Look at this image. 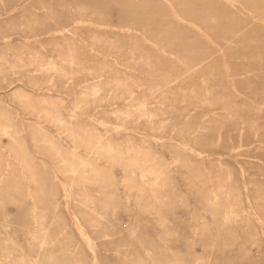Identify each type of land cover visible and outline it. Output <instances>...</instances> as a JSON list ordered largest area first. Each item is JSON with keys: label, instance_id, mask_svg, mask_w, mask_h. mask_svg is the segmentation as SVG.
Returning <instances> with one entry per match:
<instances>
[{"label": "rangeland", "instance_id": "1", "mask_svg": "<svg viewBox=\"0 0 264 264\" xmlns=\"http://www.w3.org/2000/svg\"><path fill=\"white\" fill-rule=\"evenodd\" d=\"M0 264H264V0H0Z\"/></svg>", "mask_w": 264, "mask_h": 264}]
</instances>
